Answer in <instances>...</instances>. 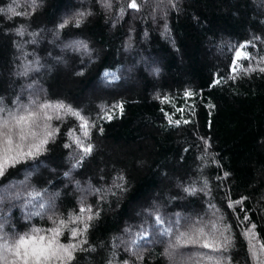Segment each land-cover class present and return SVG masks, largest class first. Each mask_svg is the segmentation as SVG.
<instances>
[{"label": "trees", "instance_id": "trees-1", "mask_svg": "<svg viewBox=\"0 0 264 264\" xmlns=\"http://www.w3.org/2000/svg\"><path fill=\"white\" fill-rule=\"evenodd\" d=\"M31 2L0 0L2 106L59 99L95 123L85 137L76 118L48 109L47 131H58L0 175V238L64 219L60 241L79 242L67 264H212L198 252L264 264V0H137L140 9L123 15L126 0H111L110 9L101 0ZM78 10L89 12L79 25L73 18L57 27ZM244 41L250 55L236 58ZM44 122L30 140L44 138ZM69 129L94 145L83 159ZM81 203L99 215L72 237L83 227L71 219ZM156 211L183 227L161 232ZM209 221L228 226L229 247L184 244L166 254L177 231L193 222V232L207 231Z\"/></svg>", "mask_w": 264, "mask_h": 264}, {"label": "snow or ice", "instance_id": "snow-or-ice-1", "mask_svg": "<svg viewBox=\"0 0 264 264\" xmlns=\"http://www.w3.org/2000/svg\"><path fill=\"white\" fill-rule=\"evenodd\" d=\"M101 4L104 8L110 9L112 7L111 0H101ZM31 6L35 9L38 6L37 0H32ZM175 6V5H173ZM140 5L137 3V0H126V4L122 5L120 8V14L123 15L127 9L139 10ZM0 11H5L0 9ZM7 11H14L13 7H9ZM25 13H21L24 15ZM87 11H77L73 14L72 17H66L63 22L57 25L58 28H63L68 24L70 19L75 20V24L79 25L83 18L88 15ZM165 27H167L165 25ZM17 32H21L22 28H17ZM58 35V33H57ZM259 39V37H256ZM250 43L249 41H244L240 48H237L235 51V57L241 58L247 55L243 51L244 45ZM70 44L77 49L83 48L86 51L88 46L84 41L74 40L70 41ZM235 63V60L234 62ZM251 68L243 69L247 72ZM236 67H232L231 71L235 72ZM264 71V68L260 69ZM158 71V69H157ZM118 78V77H113ZM235 77H233L234 79ZM218 80H213L212 83H218ZM185 97L194 95L193 92L185 91ZM2 98H0V113L6 112L7 115L0 116V175H3L5 172L6 165H14L15 162L19 159L22 160L26 156H34L37 152L43 151L42 145L47 142V138L51 137L54 131L58 129H53L52 131H47L49 124L47 120L50 119L48 109H54L58 115L63 117L64 115H69L76 118L79 123V129L83 132L85 137L90 136V124H94L95 121H90L86 118L79 108H74L71 104H66L63 100L51 101L45 99L43 102H39V99L36 100L29 99L27 104L16 103L15 109H8L6 106H2ZM178 111H182L178 109ZM106 118L111 119V115L105 113ZM44 118V123L40 125L45 130V136L43 139H32L29 137L35 138L36 131L34 130L37 126V121ZM97 118H100L99 116ZM181 120H169L170 124L179 125ZM183 123H188V121H183ZM102 131V129H101ZM75 129H69L68 134L71 136L73 142L82 150L81 159L84 155H88L92 152L94 145L91 143L85 144L84 141L80 139L79 136L74 135ZM201 140H204L205 145L208 144V141L201 137ZM65 147H68L66 144ZM27 148V151H25ZM35 149V151H33ZM79 161H76L78 166ZM65 176H70V172H65ZM225 176L228 173L224 174ZM121 181L124 180L123 175L119 177ZM79 183V182H77ZM208 181L205 180V188L207 189ZM117 188H122L121 184L115 185ZM111 189H109L110 191ZM91 191L99 192V189L91 188ZM185 191L188 193H193L195 191L192 187H186ZM210 194V193H209ZM31 195H39V193L33 191ZM244 197H241L240 200H243ZM233 203H239V201H229L228 207H232ZM43 208L44 205H41ZM84 213H88L87 216ZM149 216L152 215V212L149 211ZM99 215V208L97 207L95 212L92 211V206L81 203L80 204V214L72 215L71 219L74 221H79L83 224L82 228H71L70 235L72 237H77L78 234L84 233L89 228L88 221L92 220L95 216ZM246 218V217H245ZM52 219V217H49ZM168 223L169 227L165 229L164 224ZM196 222H193V225H189L184 231H177L175 235V242L169 243V247L166 248L165 252L171 258L172 251L175 250L179 245L184 244H202L203 247L208 249H213L218 252L221 249H226L232 243V237L230 235H224V231H227V225H223V231L217 228L215 223L209 221L211 225L210 228L206 231L204 226L196 228L193 232V227ZM155 224L161 226L160 231H173V226L180 228L183 227L179 224V219L174 222L165 221L162 213L159 211L155 212ZM53 227L42 230L38 226H33L31 229L23 233H2L3 238H0V264H67V262L73 260V253L77 247H79V242L67 244L60 241L59 236L63 233V230L68 227V221L64 219H59L58 221H53ZM4 227L3 224H0V230ZM155 231V229H153ZM191 233V234H189ZM142 235L145 237L149 236V231L147 229H142ZM135 243V241H133ZM261 248H264V245H261ZM196 256H202L204 260L212 262V264H224L225 261H230L227 257H222L219 255L205 254L203 252L195 253ZM10 257V261L7 259ZM139 259V257H137ZM191 260V257L187 258ZM111 264V262H109ZM123 264H128V261H123ZM203 264V261L200 262Z\"/></svg>", "mask_w": 264, "mask_h": 264}, {"label": "rangeland", "instance_id": "rangeland-1", "mask_svg": "<svg viewBox=\"0 0 264 264\" xmlns=\"http://www.w3.org/2000/svg\"><path fill=\"white\" fill-rule=\"evenodd\" d=\"M2 115H7V113L6 112L0 113V116H2Z\"/></svg>", "mask_w": 264, "mask_h": 264}]
</instances>
